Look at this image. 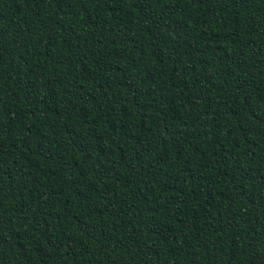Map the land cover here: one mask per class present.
Listing matches in <instances>:
<instances>
[{
	"label": "trees",
	"instance_id": "1",
	"mask_svg": "<svg viewBox=\"0 0 264 264\" xmlns=\"http://www.w3.org/2000/svg\"><path fill=\"white\" fill-rule=\"evenodd\" d=\"M0 264H264V0H0Z\"/></svg>",
	"mask_w": 264,
	"mask_h": 264
}]
</instances>
